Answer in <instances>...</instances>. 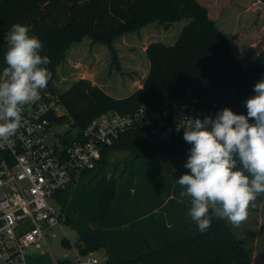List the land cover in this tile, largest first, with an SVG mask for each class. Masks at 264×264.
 Returning a JSON list of instances; mask_svg holds the SVG:
<instances>
[{"label":"trees","instance_id":"16d2710c","mask_svg":"<svg viewBox=\"0 0 264 264\" xmlns=\"http://www.w3.org/2000/svg\"><path fill=\"white\" fill-rule=\"evenodd\" d=\"M183 18L190 22L176 44L150 47V67L141 87L125 96H112L84 78L63 90L54 85L57 66L72 42L89 36L112 47L117 37L149 23L167 27ZM18 22L30 26L29 34L43 43L41 54L51 60L47 87L59 94L65 109L55 123H69L77 134L66 135V144L107 111L125 114L167 103L172 108L186 104L203 118L224 108L247 115L245 101L264 79L263 49L242 65L228 36L198 0H0L2 68L8 48L4 36ZM152 130L122 131L112 144L102 146L93 169L57 194L64 221L76 231L79 251L104 249V264H250L252 253L231 223L213 218L201 233L188 215L190 198L180 196L176 183L190 172L184 165L191 145L183 133L165 140ZM122 149L130 153L125 167L107 176L113 151ZM65 244H70L67 239Z\"/></svg>","mask_w":264,"mask_h":264},{"label":"built area","instance_id":"2783aa9c","mask_svg":"<svg viewBox=\"0 0 264 264\" xmlns=\"http://www.w3.org/2000/svg\"><path fill=\"white\" fill-rule=\"evenodd\" d=\"M63 113L59 94L46 87L39 101L24 106L23 127L0 147V264H97V259L90 256L92 252L84 253L82 259L77 246L75 261L51 255L45 235L55 237L53 227L64 221L60 207L51 203L53 197L77 183L84 171L93 169L102 146L112 144L122 131L146 127L179 134L184 133V121L203 119L186 104L178 108L167 103L139 106L125 114L107 111L92 119L77 139L66 144V135L51 140L48 134ZM68 135L77 136L75 131ZM40 243L46 247L41 254L50 255L47 260L27 252Z\"/></svg>","mask_w":264,"mask_h":264},{"label":"clouds","instance_id":"9594fccd","mask_svg":"<svg viewBox=\"0 0 264 264\" xmlns=\"http://www.w3.org/2000/svg\"><path fill=\"white\" fill-rule=\"evenodd\" d=\"M29 33L30 26L19 22L9 30L0 72V147L23 127L24 106L39 101L52 78L42 41ZM254 92L245 101L247 115L224 108L215 118L183 122V139L191 145L184 167L190 172L176 183L180 196L190 198L188 215L201 233L213 218L239 226L264 194V79Z\"/></svg>","mask_w":264,"mask_h":264},{"label":"rangeland","instance_id":"374dc122","mask_svg":"<svg viewBox=\"0 0 264 264\" xmlns=\"http://www.w3.org/2000/svg\"><path fill=\"white\" fill-rule=\"evenodd\" d=\"M209 8V16L217 21L220 29L228 36L233 55L242 65L247 64L261 49L264 51V4L258 0H198ZM190 19H180L169 23L167 27L152 22L136 32H128L117 37L109 47L105 43L92 41L84 36L74 41L65 51L64 59L57 66L54 81L60 90L66 89L77 79H88L106 93L121 97L141 87V80L150 67L148 51L155 44L166 47L176 44L183 29ZM9 31L4 39L8 45ZM115 53V55H114ZM115 56V58H114ZM74 131L69 123H54L48 130L51 140L68 135ZM130 157L127 150L113 151L107 167V176L118 175ZM56 208L60 207L58 196L51 200ZM232 225V224H231ZM233 226V225H232ZM237 235L252 253L250 264H264V194L257 197L254 206L249 208L245 222L233 226ZM56 236L45 235L51 255L57 259L75 261L77 236L71 225L62 221L54 226ZM70 244H65V240ZM43 243L27 250L37 253L42 260H47L49 253ZM97 264L105 260L104 249L91 253ZM82 259L85 258L81 254ZM30 261V260H29Z\"/></svg>","mask_w":264,"mask_h":264},{"label":"water","instance_id":"95a60500","mask_svg":"<svg viewBox=\"0 0 264 264\" xmlns=\"http://www.w3.org/2000/svg\"><path fill=\"white\" fill-rule=\"evenodd\" d=\"M152 132H153L154 135H156L158 138H160V139H165V140L169 139V137H170V135H171V130H170V129H167V130L162 131V130H160V129H158V128H154V129L152 130Z\"/></svg>","mask_w":264,"mask_h":264},{"label":"crops","instance_id":"0c3cea01","mask_svg":"<svg viewBox=\"0 0 264 264\" xmlns=\"http://www.w3.org/2000/svg\"><path fill=\"white\" fill-rule=\"evenodd\" d=\"M141 82V81H140ZM77 183H75L73 186H75ZM186 216V215H185ZM104 255H105V260H106V258H107V254H106V251L104 250ZM104 260V261H105ZM103 264H104V262H103Z\"/></svg>","mask_w":264,"mask_h":264}]
</instances>
